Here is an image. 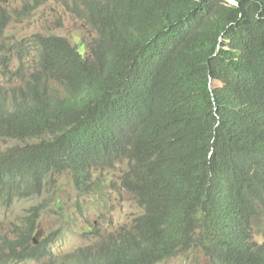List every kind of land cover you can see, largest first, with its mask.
Segmentation results:
<instances>
[{"label": "trees", "instance_id": "16d2710c", "mask_svg": "<svg viewBox=\"0 0 264 264\" xmlns=\"http://www.w3.org/2000/svg\"><path fill=\"white\" fill-rule=\"evenodd\" d=\"M47 1H23L22 15ZM70 11L95 34L87 54L33 35L35 65L0 86V138L18 142L0 150V194L22 198L63 173L81 191L124 164L119 186L141 213L58 255L48 238L30 245L34 211L21 242H6L14 262L160 264L196 247L210 264H264L253 236L264 221V0H72Z\"/></svg>", "mask_w": 264, "mask_h": 264}, {"label": "rangeland", "instance_id": "374dc122", "mask_svg": "<svg viewBox=\"0 0 264 264\" xmlns=\"http://www.w3.org/2000/svg\"><path fill=\"white\" fill-rule=\"evenodd\" d=\"M23 1L9 0L8 21L0 25V86L9 88L20 82L16 75L28 74L35 65L37 52L33 49V35L62 36L87 54V45L95 36L92 29L70 11L72 0H49L22 15ZM4 7V4H2ZM33 40V38H32ZM22 67V70L19 68ZM220 84L212 82V87ZM18 142L0 138V150ZM125 165L95 173L90 188H75L69 173L48 176L39 191L22 198L0 194V264H40L39 262H14L6 242H21L26 219L38 212L36 230L30 245L48 238L53 254L61 255L79 247L92 245L99 237L116 234L130 228L141 213L130 194L119 186V177ZM21 188V185H20ZM24 189V186L22 190ZM254 231V240L264 246V221ZM23 246L12 244L17 251ZM160 264H210L203 253L193 247L188 252Z\"/></svg>", "mask_w": 264, "mask_h": 264}]
</instances>
